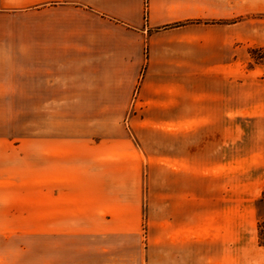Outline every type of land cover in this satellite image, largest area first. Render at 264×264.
I'll return each mask as SVG.
<instances>
[{"label":"rangeland","instance_id":"obj_1","mask_svg":"<svg viewBox=\"0 0 264 264\" xmlns=\"http://www.w3.org/2000/svg\"><path fill=\"white\" fill-rule=\"evenodd\" d=\"M61 7L43 6L54 18L69 15ZM149 49L145 45V60ZM199 51V45L193 47L196 60ZM248 53L245 66L264 69V49ZM140 72L132 84L117 85L105 107L84 106L87 93H75L71 107L0 102V264H75V238H100L87 234L101 230H111V242L105 251L96 250L106 256L94 264H146L143 237L132 230L166 226L167 213L183 210L184 202L192 212L239 210L238 226L251 241L257 224L253 201L264 183L239 185L232 177L231 114L214 103L230 94V77L194 70L187 77L192 111L202 103L212 115L167 123L160 122L167 118L159 111L142 109L152 105L142 104ZM216 111L225 122L214 121ZM228 199H240L238 208L231 209ZM261 251L246 259L264 260Z\"/></svg>","mask_w":264,"mask_h":264},{"label":"crops","instance_id":"obj_2","mask_svg":"<svg viewBox=\"0 0 264 264\" xmlns=\"http://www.w3.org/2000/svg\"><path fill=\"white\" fill-rule=\"evenodd\" d=\"M144 1L0 0V102L71 107L75 93H87L84 106L105 107L117 85L132 84L141 71L139 95L143 105H152L142 109L159 111L167 118L160 122L189 123L209 113L202 103L192 111L187 77L196 69L204 76L230 77V94L214 103L231 114L232 177L239 185L264 183V69L245 66L249 49H264V0H146L145 20ZM47 3H59L69 15L54 18L43 8ZM191 21L219 24H186ZM167 25L173 28L160 33ZM145 45L151 49L146 60ZM215 115L216 123L225 122L224 114ZM241 124L243 135L236 138ZM228 200L231 209L238 208L240 199ZM185 206L167 213L166 226L132 230L143 237L146 264H264L246 259L264 246L258 245L256 228L251 241L241 231L239 210L192 212ZM110 231L75 238V264L104 258L96 250L110 245Z\"/></svg>","mask_w":264,"mask_h":264},{"label":"trees","instance_id":"obj_3","mask_svg":"<svg viewBox=\"0 0 264 264\" xmlns=\"http://www.w3.org/2000/svg\"><path fill=\"white\" fill-rule=\"evenodd\" d=\"M254 208L257 217V242L259 246H264V189H262L260 196L255 200Z\"/></svg>","mask_w":264,"mask_h":264}]
</instances>
